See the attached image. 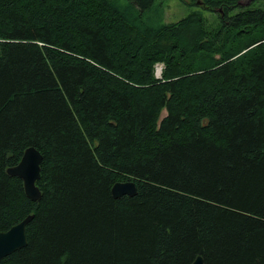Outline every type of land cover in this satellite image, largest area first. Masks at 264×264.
Segmentation results:
<instances>
[{"label":"trees","instance_id":"obj_1","mask_svg":"<svg viewBox=\"0 0 264 264\" xmlns=\"http://www.w3.org/2000/svg\"><path fill=\"white\" fill-rule=\"evenodd\" d=\"M162 1L0 0V264H264V0Z\"/></svg>","mask_w":264,"mask_h":264},{"label":"water","instance_id":"obj_2","mask_svg":"<svg viewBox=\"0 0 264 264\" xmlns=\"http://www.w3.org/2000/svg\"><path fill=\"white\" fill-rule=\"evenodd\" d=\"M41 161V154L35 148L29 147L23 153L20 162L7 169L9 176L17 177L23 181L25 195L33 202L40 198L36 182L40 177ZM111 194L115 199L122 196L133 197L136 195V187L133 182H119L113 185ZM32 218L33 216L29 215L8 231L0 232V263L4 258L26 247L25 231ZM192 264H204L203 259L198 256Z\"/></svg>","mask_w":264,"mask_h":264},{"label":"rangeland","instance_id":"obj_3","mask_svg":"<svg viewBox=\"0 0 264 264\" xmlns=\"http://www.w3.org/2000/svg\"><path fill=\"white\" fill-rule=\"evenodd\" d=\"M185 3V4H184ZM190 0H163L160 5L161 7V19L162 24L165 25H175L179 22H181L183 19L187 18L189 16V13L196 11L197 6H190ZM203 16L211 22V20L214 18L212 17L213 14L202 11ZM164 67L163 63H157L155 65L156 71L155 77L160 78L162 68ZM154 69V70H155ZM164 70V68H163ZM167 115L165 111L161 112L160 115V121Z\"/></svg>","mask_w":264,"mask_h":264}]
</instances>
